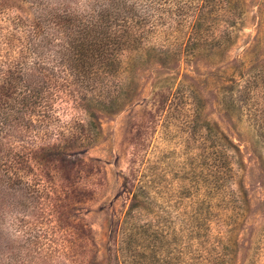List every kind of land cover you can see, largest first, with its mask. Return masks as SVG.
<instances>
[{
  "label": "rangeland",
  "instance_id": "1",
  "mask_svg": "<svg viewBox=\"0 0 264 264\" xmlns=\"http://www.w3.org/2000/svg\"><path fill=\"white\" fill-rule=\"evenodd\" d=\"M0 264H264V0H0Z\"/></svg>",
  "mask_w": 264,
  "mask_h": 264
},
{
  "label": "trees",
  "instance_id": "2",
  "mask_svg": "<svg viewBox=\"0 0 264 264\" xmlns=\"http://www.w3.org/2000/svg\"><path fill=\"white\" fill-rule=\"evenodd\" d=\"M79 28H80V26L78 27V29L76 31H80ZM75 49H77V51L80 55L79 58H81L83 56V54H85V53L87 54L89 51H91L94 48H91L90 44L87 42L86 34L84 33L80 37L79 42L77 44V47Z\"/></svg>",
  "mask_w": 264,
  "mask_h": 264
}]
</instances>
